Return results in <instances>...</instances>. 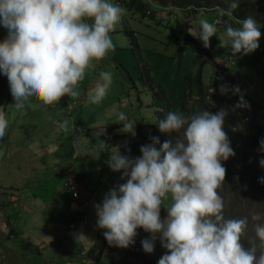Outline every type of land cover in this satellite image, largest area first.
Returning <instances> with one entry per match:
<instances>
[{
  "label": "clouds",
  "instance_id": "obj_1",
  "mask_svg": "<svg viewBox=\"0 0 264 264\" xmlns=\"http://www.w3.org/2000/svg\"><path fill=\"white\" fill-rule=\"evenodd\" d=\"M239 5L240 0H231L227 10L218 9V15L231 16ZM123 12L110 0H0V26L7 30L0 42V74L7 77L14 107L23 109L29 98L45 106L58 105L64 97L77 98L86 72L114 51L110 34ZM199 23L200 30L192 36L207 49L218 29L207 19ZM237 23L238 28L226 23L222 37L231 47L232 58L255 52L262 35L252 15ZM99 79L89 94L94 105L106 97L113 74L101 71ZM218 90L221 95L229 91L239 95L233 110L244 108L242 119L248 105L239 87L221 83ZM228 114L223 107L215 113L169 112L157 126L174 139L160 144L159 137H151V143L142 145L141 155L134 159L122 155L119 145L114 146L107 166L112 172H122L121 180H127L93 205L96 227L110 246L128 248L137 229H143L150 234L141 241L145 253L154 251L157 239L166 250L158 264H264V252L257 258L255 246L245 248L241 243L247 218L226 219L218 191L226 175L222 162L235 156L224 130ZM118 121L121 133L136 135L135 121L124 112L118 113ZM57 124L60 130L69 131L67 118ZM8 127L6 113L0 110V140ZM260 145L264 149V140ZM100 146L107 144L101 140ZM260 165L264 167V160ZM169 197L171 204L166 205ZM162 207L167 212L164 219ZM261 218L259 213L252 217L255 221ZM254 230L264 246V224H256ZM75 239L89 240L82 233Z\"/></svg>",
  "mask_w": 264,
  "mask_h": 264
},
{
  "label": "rangeland",
  "instance_id": "obj_2",
  "mask_svg": "<svg viewBox=\"0 0 264 264\" xmlns=\"http://www.w3.org/2000/svg\"><path fill=\"white\" fill-rule=\"evenodd\" d=\"M149 10L154 11V17H144L140 19L137 15L125 14V21L128 25L138 34L143 36L145 40L141 42L142 50L140 49V62L136 60L131 50L125 46L124 48H119L116 51H110L106 58L100 61L95 68L89 69L86 72V76L89 74L93 77L90 85L86 84L84 80L79 86L80 95L84 94L86 91L85 102L78 103V105H72L67 112L66 103L64 100L60 101L56 107H51L43 105L40 101L29 98L25 102L24 112H18L14 107L13 99L9 91V84L7 77L0 74V110L6 113V118L9 121V127L6 134L8 136L15 132L10 140H16L17 143H13L7 138L0 140V150L3 153V147L8 141L13 145H17L19 149H25L27 146H31L34 149H40V155L50 162L52 166H57L58 168H47L45 171H34L29 173L25 171H18L16 174V179L20 182L12 185L15 190L20 191L17 199L20 202L21 209L24 206H28L30 210L34 209L33 206L40 204L39 199H48L54 194L61 196L62 180L66 179L65 172L68 168L71 171L77 172V164L82 163L85 173L87 175L84 177L86 180L85 186L87 188L94 187L98 182V173L106 177V181L109 184H115L116 176L118 173L119 179H121L122 172H111L110 168L107 166L106 161L109 158L110 150H105L104 148L96 147L92 152L90 148L82 147L76 148L75 151L73 138H77L80 142L84 136L76 135L77 131L73 127H79L81 120L85 113L89 111H95L93 116L90 118V122L87 125L88 128H92L93 125L97 128L100 123L103 125H110L109 121H113L114 128H118L115 131L110 132V134L102 135L101 140L105 137L104 142L107 145L111 144V139L119 135L122 125L118 121V113L124 112L128 119L135 121V133L138 125L136 123H141L140 120L143 119V124L146 126L142 129L145 133L149 129V123L154 121L156 110L158 109V98L152 94V87L156 84L164 92L168 103L170 104L172 112H175V106L178 99V94L183 88V76L186 73H191L194 77L193 83L194 87L189 90V97L186 99V108L188 113L185 115L197 114L196 107L200 106L201 103L208 104L206 110L215 113L219 108H226L229 110V114L226 117L225 123H239V114L242 112L240 108L233 110V107L237 104L239 100V95H233L231 91L227 95H221L219 93V85L221 83H226L230 88L232 82L235 86H238L240 93L243 94L244 100L247 102V120H242L244 123L249 122L250 112L258 107L260 103L264 107V82L261 79V73L259 68H251L249 65L245 64L247 62V56L238 54L237 57H231V47L229 44L225 43L222 39L225 25L222 23H215L214 12L204 9L194 10L188 8L186 10H177L173 7H166L158 5L152 0L146 1ZM169 10L171 12H169ZM215 18V19H214ZM186 19L189 24V33L193 35L200 30V20L207 19L210 23H214L217 27L216 36L210 39V47L205 49L200 40L196 39V44H190L186 49L183 50L179 57L173 55V46L171 42L178 40V33L176 31L175 25L177 21H182ZM233 27H240L239 24L235 22L231 23ZM258 25L261 26V38L259 40V48L249 54L250 58H254L255 54H258L261 62L260 65L264 66V23L259 22ZM149 43V44H146ZM153 44V45H152ZM152 45V46H151ZM157 45V49H153ZM250 63V61H249ZM146 66L147 69L144 67ZM143 70V71H142ZM101 71H109L113 74V83L110 86L106 97L99 105H94L90 102L89 94L93 91L96 84L100 82L99 73ZM147 71L148 75L146 78V83L143 81V74ZM198 74L199 85H196V79ZM264 76V74H263ZM222 78V79H220ZM214 85V87H213ZM216 89L212 93L211 89ZM213 95H217L216 100ZM62 99V98H61ZM218 100L223 102V106L218 103ZM71 103V102H70ZM53 106V105H52ZM256 109V115L260 117L257 119L258 122H264V110ZM65 112V117L59 116L60 111ZM26 112V113H25ZM185 112V111H184ZM187 112V111H186ZM114 114L112 119L108 118L107 115ZM241 117V116H240ZM67 118L69 120V131L64 132L58 128L57 122H62L63 119ZM141 118V119H140ZM80 120V121H78ZM236 127V126H235ZM243 124L236 129L242 130ZM20 128H28L30 133L22 139H18L20 133H17ZM83 130L85 128L82 127ZM105 130V127H103ZM92 131V129H90ZM6 136V135H5ZM88 136H91L89 134ZM139 135L133 137L137 140ZM174 138V136H173ZM100 140V142H101ZM127 140H130V135L123 134L122 136L115 139V144L120 146V151H123V147L126 145ZM132 140V139H131ZM78 143V142H76ZM15 153H18L19 150ZM114 151V149L110 148ZM72 152L76 157H72ZM33 158V157H32ZM31 161V158H25L24 160H19V163H26ZM86 163L91 164L87 166ZM85 165V166H84ZM99 166V168L97 167ZM102 166L104 168H102ZM100 169V171H99ZM94 171V172H92ZM99 171V172H98ZM236 171V170H235ZM235 174H238L235 172ZM240 185H242L241 179ZM8 185H6L7 187ZM0 189H5L1 188ZM110 189V187H109ZM6 190V189H5ZM106 194V189L103 186V180L100 185L97 186L95 190V195ZM53 199V198H52ZM51 199V200H52ZM50 200V201H51ZM166 205L171 204V199L165 201ZM32 205V206H30ZM226 207L229 212L237 213L242 211L244 216H248L250 220L254 223L264 224V195L257 194L256 191H249L248 198L242 201V196L240 193H234L233 195H226ZM18 208V206H17ZM163 219L166 218L167 212L163 207ZM259 213L261 214V220L255 221L252 219L253 215ZM18 225L22 223H27L26 225H31L29 232L31 237L40 236L41 240L49 239L47 235H43L40 231V214L39 212L34 213L33 211L23 212L20 211L17 218ZM64 230V228H63ZM38 245L43 248H48V245L44 243H39ZM131 251L134 247L130 244L127 248ZM261 250H264L261 249ZM165 249L160 246L159 254L155 255V260L159 261L162 255L165 253ZM128 255V254H126Z\"/></svg>",
  "mask_w": 264,
  "mask_h": 264
},
{
  "label": "crops",
  "instance_id": "obj_3",
  "mask_svg": "<svg viewBox=\"0 0 264 264\" xmlns=\"http://www.w3.org/2000/svg\"><path fill=\"white\" fill-rule=\"evenodd\" d=\"M146 1L148 2L150 0H146ZM110 2L116 4L114 0H110ZM155 3L161 5L158 2ZM145 4L147 6V9L149 10L148 4L147 3ZM162 6H166V7L169 6L179 10L178 8L169 4ZM150 11L152 12L151 18H153L154 11L152 10ZM169 12L171 11L169 10ZM123 13L124 14L122 15L124 16V19H125V14H130L132 16L137 15L139 17L138 14H131L129 11H125V10ZM139 18L142 19L143 17H139ZM184 23L187 24V27L185 29L187 36L183 37L181 35H178V40L171 42L172 43L171 46H173V55L175 57H179L182 54L183 50L186 49L190 44L194 45L197 43L196 39L189 33L190 24L186 19L176 22L175 25L176 31L178 29V26ZM219 23H223L225 25V23H229V22L228 21L225 22L221 20V18H219ZM134 34L136 36V41L139 46V50L140 49L142 50L141 42H143L145 38L141 35L139 36L138 34H136L135 31ZM110 35L115 45L114 51L118 50L119 48H124L125 46L129 48L128 40L121 29V21L117 25L116 30L112 32ZM6 36H7V30L2 26H0V42H2L6 38ZM152 48L157 49V45H155ZM134 57L136 58L135 55ZM136 60L140 62L139 61L140 52H139V60L137 58ZM244 63L249 65L251 68H257L256 65L254 64V61H252L249 55L247 56V62ZM259 64L260 61H258L257 63L258 67ZM144 67L147 69L146 66ZM147 75L148 73L146 71L143 74V78H144L143 81L146 80ZM193 79L194 77L191 75V73L184 74L183 76L184 85L182 90L178 94V99L175 106V112L178 111L182 113H188V110L186 108V99L190 96L189 95L190 88L194 87ZM84 80H86L85 81L86 84L90 85L93 80V77L90 74L88 76L85 75ZM83 81L81 83H83ZM81 83L79 84V86H81ZM199 84L200 83L197 74L196 85ZM155 86L157 85L155 84ZM232 86H235L233 82H232ZM158 89L161 92H158L157 94H154L152 90V93L158 98V107H157L158 109L155 112H158V110L161 109V106L165 100L167 101V98L165 97L163 90L159 87ZM85 100H86V91L84 94L79 95L77 98L67 97V99L64 100L66 103V106H64V108H67V104H70V102L72 103V105H78V103L83 104ZM203 105H204L203 103L200 104V106ZM50 106L56 107V105L53 106L50 105ZM195 107H196V111H198L199 107L195 105L194 109ZM70 108H67V112L69 111ZM240 109L242 110L240 114H242L244 112V108H240ZM24 110L25 108L18 110V112L21 111L24 112ZM94 112L95 111H89L85 113L79 127L77 126L73 127V129L77 131L76 135L84 136L82 139L84 143L80 142V140L77 138L72 139V141H74V147H73L74 151L76 148H82L87 146L93 152L96 147H100V140L104 133L105 135H107L108 133L110 132L113 133V131L118 129V128H114L113 121L111 120L109 121L110 125H103L100 123V125L97 128L95 127V125H93L92 128H88L87 125L89 124L90 118L93 116ZM114 114L115 113L109 114L107 115V117L114 120L113 119ZM65 115H66L65 112L61 110L59 116L65 117ZM156 117L157 114H155V117H153L154 120H156ZM140 122L141 123H136L138 125L136 129V133L139 135L138 139L134 140L133 137L130 136V140H127L126 146L123 147V151H120L122 155H128L129 158L131 159L137 158L136 151L137 150L139 151V148L142 145L150 144L151 143L150 138L154 137L152 129H150L148 132L145 133L142 131V129L146 126L142 123L143 119H141ZM117 124L120 125L119 123ZM82 127L85 128V130H83ZM103 127H105V130L103 129ZM16 129H14L9 136L8 134H6L4 138L10 140ZM90 129H92V131H90ZM17 133H20L18 137V139L20 140L25 136H27L30 133V130H28V128H20ZM89 134H91V136H88ZM120 135L122 136L123 133H119L118 136L120 137ZM104 140L105 137L102 139V141ZM10 141H12L13 143H17V139ZM8 143L10 142L8 141ZM8 143L7 142L5 143L4 145L5 147H3V153L0 150V187L1 188L5 187L6 189V190L0 189V264H137V262L131 256V254L122 256V248L110 246L108 242L104 239L102 230H99L96 227V214H95V209L93 207L94 204L100 203L105 195L104 194L103 197H101L100 195H95V190L97 189V186L100 185V182H102V180H103V186L106 189V193H107L109 191V187L111 189L113 186H116L121 183H125L127 178L121 180L119 179L117 173L115 184H109L108 181H106V177H104L101 174V172H99L100 171L99 169L98 171L99 183L95 184L94 187L92 188H87L84 185L86 182L84 177L87 175V173H85L83 165L82 163H80L77 164L78 166L77 172H73L71 171V168H68L64 174V176L66 175V179L62 180L63 191H64V183L67 182L71 190L77 192L78 194L77 197H72L69 193L65 191L62 192L61 190V196L54 194L48 199H45L46 201H43V199H39L40 204L34 205L33 206L34 209L32 210H30L28 206L26 205L24 206V204L21 209L20 202L17 199L20 191L18 192L11 191V190H15L14 186L12 185H15L20 182L18 179H16L17 172L24 171L22 169L23 167L25 168V171L29 173H33L36 170L45 171L47 170V168H58V167L52 166L46 158L40 155L39 152L40 149H34L31 146H27L25 149H21V148L19 149L17 145L11 144L10 147V144ZM114 146H117V144L107 145L105 147V150L108 151L109 149L111 153L113 150H111L110 148L114 149ZM17 148L21 151L15 153L16 151L14 150H17ZM28 157L31 158V161L22 164L19 163V160L21 159L24 160L25 158ZM72 157L75 158L76 153L74 154L72 152ZM86 165L90 166L91 164L86 163ZM97 167L99 168V166ZM102 168L104 167L102 166ZM6 185L8 186L6 187ZM20 211L23 212L33 211L36 214L37 212H39L40 222H41L39 224L40 231L43 233V235H47L49 239L41 240L40 236L31 237L29 232L31 225H26L27 223H22L18 225L19 223H17L16 221ZM163 213L164 210L162 207L161 219H163ZM81 233L93 242H90L89 240H83V241L76 240L75 239L76 234H81ZM137 233L138 234L134 238V242L132 243L135 251L138 252V254L140 255H144L145 256L144 259L150 261V263L154 262L155 264H158L157 261L155 260V255L159 254V249L161 246L159 239L155 241L154 251L151 254H147L143 251L141 241L148 239L150 237V234L146 233L143 229H137ZM39 243H44V245H48L49 247L43 248L42 246L38 245ZM144 263L147 264L146 262Z\"/></svg>",
  "mask_w": 264,
  "mask_h": 264
},
{
  "label": "trees",
  "instance_id": "obj_4",
  "mask_svg": "<svg viewBox=\"0 0 264 264\" xmlns=\"http://www.w3.org/2000/svg\"><path fill=\"white\" fill-rule=\"evenodd\" d=\"M114 1L125 11H129L131 14H138L139 17H143V18L152 17V12L147 9L146 4L142 0H114ZM152 1L158 2L161 5H167V4L172 5L178 8L179 10L192 8L194 10L204 9V10L213 11L215 18L217 17L221 18V20L225 22L228 21L229 23L235 22L236 25L238 24L237 23L238 20H243L249 15H252L258 23L259 22L264 23V0H240L239 8L235 10L231 16L225 15L222 17L218 15V9L227 10L231 0H152ZM186 27L187 24L185 23L178 26L177 29L178 34L183 37H186L187 36L185 30ZM121 29L128 40L129 48L131 52L139 60V46L136 41V36L134 34V31L128 26L123 15L121 17ZM252 61H254V64L256 65L257 68L259 67L262 68L260 70V73H261V79L264 82V76H263L264 66L260 64L259 67L257 66L258 61L261 62L259 55L255 54L254 58H252ZM144 82L146 83L145 80ZM149 88L153 90L154 94L161 92L158 89V87L155 86V84ZM213 97H215L216 100L218 99L217 95L215 96L213 95ZM218 103L221 104V107L223 106L222 101L218 100ZM261 106L262 105L259 103L258 107H256L250 112V120L247 123H244L242 120H247L248 114L245 112L241 120L239 110H238V117H239L238 124L229 123L228 125L227 123H225L224 130L228 134V138L230 140V146L234 150L235 156L229 158L227 161L222 162L224 168L226 169V175L222 188L218 190L219 194L223 197L224 200V204H225L224 215L226 219L247 218L248 224L245 230V236H243L241 239V243L244 245L245 248L255 246L257 258L259 257L261 252H264V250H261L264 248V246H262V242L259 239H257L254 230L255 225L257 223L252 222V220H250L248 216L246 215L244 216L242 211H239L237 213L229 212L226 207V195L227 194L233 195L234 193H240L242 196V201H245L248 198V193L251 190L256 191V193L259 195L260 194L264 195V183L261 182L264 181V167L260 165V161L264 160V149H262L260 145V141L264 140V122L260 123L257 121V119H259L260 117L256 115V111H255L256 109H261ZM207 107L208 104H204L203 108L199 107L197 114L200 111L206 110ZM262 108L264 110L263 106ZM169 112H171L170 106L168 102L165 100L161 106V109L158 110V112H156L157 114L156 120H154L149 124L150 126L148 131L152 129L153 136L159 137L160 144H162L165 140L174 139L173 135L161 133L158 130V126H157L158 120L164 118ZM242 124H243L242 130L236 129V127H239ZM109 134L110 133H108V135ZM118 137H119L118 135L114 136L111 139L110 145H114L115 139ZM159 146L160 145L158 144L157 148H159ZM140 155L141 153L139 148V151L138 150L136 151V156L138 157ZM235 172L238 174H235ZM240 179L242 181V185L239 184ZM130 254L137 262V264H143L144 262H146L147 264H155L154 262L150 263V261L145 260L144 259L145 256L138 254V252L136 251H133ZM123 255L124 254H122V256Z\"/></svg>",
  "mask_w": 264,
  "mask_h": 264
},
{
  "label": "built area",
  "instance_id": "obj_5",
  "mask_svg": "<svg viewBox=\"0 0 264 264\" xmlns=\"http://www.w3.org/2000/svg\"><path fill=\"white\" fill-rule=\"evenodd\" d=\"M215 21L217 22V21H219V19H216ZM71 105H72V103L67 104V108H70ZM64 191L69 193L72 197H77L78 196L76 191L71 190V188L69 187L67 182L64 183ZM131 245L133 246V244H131ZM133 251H131V250L127 249V248L126 249H122V254H124V255L128 254L129 255Z\"/></svg>",
  "mask_w": 264,
  "mask_h": 264
},
{
  "label": "water",
  "instance_id": "obj_6",
  "mask_svg": "<svg viewBox=\"0 0 264 264\" xmlns=\"http://www.w3.org/2000/svg\"><path fill=\"white\" fill-rule=\"evenodd\" d=\"M226 24V23H225Z\"/></svg>",
  "mask_w": 264,
  "mask_h": 264
}]
</instances>
